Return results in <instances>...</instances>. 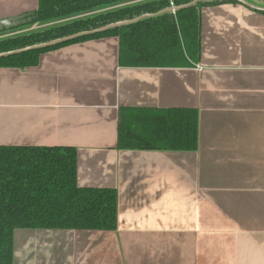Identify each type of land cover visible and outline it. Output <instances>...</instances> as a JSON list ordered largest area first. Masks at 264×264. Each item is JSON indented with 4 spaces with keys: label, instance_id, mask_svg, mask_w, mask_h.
I'll use <instances>...</instances> for the list:
<instances>
[{
    "label": "crops",
    "instance_id": "1",
    "mask_svg": "<svg viewBox=\"0 0 264 264\" xmlns=\"http://www.w3.org/2000/svg\"><path fill=\"white\" fill-rule=\"evenodd\" d=\"M201 31L188 68L123 67L117 38L0 68V145L74 147L78 185L119 193L117 231L19 230L14 264H264V11L207 6ZM127 108L197 109L198 150H119Z\"/></svg>",
    "mask_w": 264,
    "mask_h": 264
},
{
    "label": "trees",
    "instance_id": "2",
    "mask_svg": "<svg viewBox=\"0 0 264 264\" xmlns=\"http://www.w3.org/2000/svg\"><path fill=\"white\" fill-rule=\"evenodd\" d=\"M194 1L37 0L33 23H49L102 6L125 2L131 5L43 31L4 39L1 36L0 54L157 14L172 4L181 7ZM225 3L237 1L199 2L174 13L144 18L50 48L3 57L0 68H34L44 53L104 38L118 39L119 63L123 67L188 68L199 62L202 54V9ZM198 147L199 112L195 108L120 111L119 150L195 152ZM77 178L78 151L74 147L0 145V264H14L15 233L19 230H118L117 189L80 187Z\"/></svg>",
    "mask_w": 264,
    "mask_h": 264
},
{
    "label": "rangeland",
    "instance_id": "3",
    "mask_svg": "<svg viewBox=\"0 0 264 264\" xmlns=\"http://www.w3.org/2000/svg\"><path fill=\"white\" fill-rule=\"evenodd\" d=\"M146 1H151V0H140V2L137 3H142ZM36 3V0H0V18L1 17H17L20 14L23 15L27 13H32V9L34 8ZM130 3V2H129ZM131 4L126 3H121V4H113V5H108V6H102L99 8H96L91 11L83 12L68 18H63L59 20H55L49 23H32V24H27L26 26L20 27L18 29H13L7 32H3L0 34V40L1 36H4V38H10L14 37L17 35H24V34H29L32 32L36 31H43L51 27L55 26H60V25H65L68 23H71L73 21L79 20V19H86L92 16H96L98 14L106 13L109 11H114L120 8H123L125 6H128ZM7 19V18H6Z\"/></svg>",
    "mask_w": 264,
    "mask_h": 264
},
{
    "label": "water",
    "instance_id": "4",
    "mask_svg": "<svg viewBox=\"0 0 264 264\" xmlns=\"http://www.w3.org/2000/svg\"><path fill=\"white\" fill-rule=\"evenodd\" d=\"M205 1H212V0H196V1L192 2L189 5H185V6H181V7H170V8L165 9V10H163V11L157 13V14L143 15V16L138 17V18L133 19V20H128V21H122V22L114 23V24H111V25H108L106 27H102L100 29H96V30H93V31L82 32V33H78V34H75V35H72V36H69V37L57 39V40H54V41H51V42H48V43L39 44V45L27 47V48H24V49H20V50L8 52V53H3V54H0V58L8 57V56L16 55V54H21V53L28 52V51L50 48V47H53V46H57L59 44H63L65 42H69V41L75 40V39H77L79 37L93 35V34H98V33H102V32H105L107 30H110V29H115V28H119V27H122V26L131 25V24H134V23H136V22H138V21H140V20H142L144 18L156 17V16H159L160 14L167 13V12H173L174 13V12L180 10V9L187 8V7H190V6L198 4L199 2H205ZM226 1H237V2H240V3H242V4L246 5V6L254 9V10L264 11V9H260L258 7L252 6L251 4L245 2L244 0H226ZM35 20H36V17L34 16V12L23 14V15H19L17 17H11V18L0 20V32L10 31V30H13V29H18V28H20L22 26H26L27 24H32Z\"/></svg>",
    "mask_w": 264,
    "mask_h": 264
},
{
    "label": "built area",
    "instance_id": "5",
    "mask_svg": "<svg viewBox=\"0 0 264 264\" xmlns=\"http://www.w3.org/2000/svg\"><path fill=\"white\" fill-rule=\"evenodd\" d=\"M170 1H172V0H170ZM172 7H174L173 4H172Z\"/></svg>",
    "mask_w": 264,
    "mask_h": 264
}]
</instances>
